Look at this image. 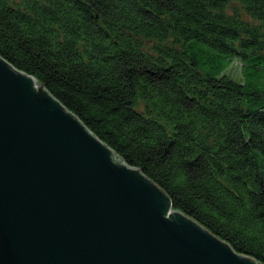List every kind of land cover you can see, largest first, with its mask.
Returning a JSON list of instances; mask_svg holds the SVG:
<instances>
[{
  "label": "trees",
  "instance_id": "obj_1",
  "mask_svg": "<svg viewBox=\"0 0 264 264\" xmlns=\"http://www.w3.org/2000/svg\"><path fill=\"white\" fill-rule=\"evenodd\" d=\"M0 56L264 264V0H0Z\"/></svg>",
  "mask_w": 264,
  "mask_h": 264
},
{
  "label": "water",
  "instance_id": "obj_2",
  "mask_svg": "<svg viewBox=\"0 0 264 264\" xmlns=\"http://www.w3.org/2000/svg\"><path fill=\"white\" fill-rule=\"evenodd\" d=\"M0 264H261L0 56Z\"/></svg>",
  "mask_w": 264,
  "mask_h": 264
},
{
  "label": "rangeland",
  "instance_id": "obj_3",
  "mask_svg": "<svg viewBox=\"0 0 264 264\" xmlns=\"http://www.w3.org/2000/svg\"><path fill=\"white\" fill-rule=\"evenodd\" d=\"M225 74H227L230 78L241 81V72H240V65L237 61L233 62L231 66L228 67V69L225 71Z\"/></svg>",
  "mask_w": 264,
  "mask_h": 264
}]
</instances>
